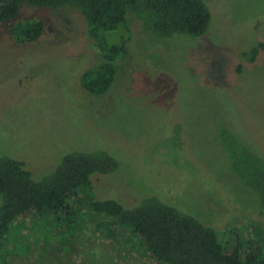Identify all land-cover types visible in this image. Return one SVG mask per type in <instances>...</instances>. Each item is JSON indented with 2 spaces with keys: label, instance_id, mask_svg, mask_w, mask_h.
Returning <instances> with one entry per match:
<instances>
[{
  "label": "rangeland",
  "instance_id": "rangeland-1",
  "mask_svg": "<svg viewBox=\"0 0 264 264\" xmlns=\"http://www.w3.org/2000/svg\"><path fill=\"white\" fill-rule=\"evenodd\" d=\"M204 1L212 20L203 36L157 38L129 21L128 55L115 63V82L101 96L81 85L84 71L102 60L83 15L74 9L23 7L21 19L40 18L45 28L29 44L17 43L9 25L2 29L0 158L24 162L40 180L69 153L103 150L117 159L119 170L94 177L97 200L111 197L132 207L152 190L164 191L184 212L207 215L206 221L221 229L256 215L257 200L219 153L213 126L228 115L236 117L235 130L264 151V0ZM120 35L115 32L109 40L116 42ZM255 48L260 52L253 58ZM27 218L29 224L13 228L17 237L23 240L35 220L43 234L30 237L31 250L9 249L16 264H45L41 255L70 250L59 242L73 235L84 216L75 225L60 222L66 233L61 237L55 222L33 213ZM100 218L91 215L83 225L99 246L97 256L68 258V251L67 264H159L127 231L95 233Z\"/></svg>",
  "mask_w": 264,
  "mask_h": 264
},
{
  "label": "trees",
  "instance_id": "trees-1",
  "mask_svg": "<svg viewBox=\"0 0 264 264\" xmlns=\"http://www.w3.org/2000/svg\"><path fill=\"white\" fill-rule=\"evenodd\" d=\"M25 6L74 9L83 15L87 35L102 60L84 71L81 85L96 96L110 90L116 78L115 63L128 55V36L133 32L129 21L137 22L143 32L168 39L175 35L203 36L212 20L204 0H0V35L9 25L11 35L20 44L37 42L45 28L40 18H20ZM115 32L121 35L112 42L109 35ZM259 52L260 49L255 48L253 58ZM236 119L228 115L225 121L213 127L219 153L228 157L233 176L251 190L257 200L256 215L244 216L245 222L240 226L221 229L207 222V215L200 218L192 212L193 215L188 214L164 191L152 190V194L144 195L132 207L111 197L97 200L94 177L110 176L119 170L117 159L103 150L69 153L54 171L40 180L33 178L24 162L3 157L0 158V264H16L9 249L15 250L16 245L32 249L30 237L37 240L38 234H43L35 220L36 223L25 230L23 240L17 237L13 228L18 226L19 230L29 224L30 219L25 218L30 213L55 222L60 237L66 234L62 233L60 222L75 225V219L81 214L84 216L81 225L72 227L73 235L69 239L62 237L59 242L61 248L70 250L51 256L48 251L52 248L46 249L48 257L41 255L45 264H67L68 251V258L85 253L97 256L99 246L83 227L91 215L101 217L94 223L95 233L103 228H110L115 234L127 231L128 237L142 241L143 249L159 264H264V151L240 136L233 127ZM49 237L50 233L47 239ZM16 250L14 252L19 253L18 247Z\"/></svg>",
  "mask_w": 264,
  "mask_h": 264
}]
</instances>
